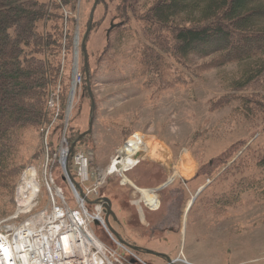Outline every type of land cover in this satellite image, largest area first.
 <instances>
[{"label": "rangeland", "instance_id": "rangeland-1", "mask_svg": "<svg viewBox=\"0 0 264 264\" xmlns=\"http://www.w3.org/2000/svg\"><path fill=\"white\" fill-rule=\"evenodd\" d=\"M153 1L101 0L96 5L93 30L86 43L91 71L90 94L82 80L84 72L80 44L95 0H78L75 12H68L69 8L63 11L76 21L75 24L69 22L64 27V33H69L72 29L73 45L70 50L62 49L58 56L64 83L51 89L47 97V108L54 117L58 115L61 109L60 88L66 86L64 118H54L51 125L43 128L44 130L29 128L18 134L17 149L10 165L23 166L24 170L19 176L6 179L7 188H0V224L8 222L18 226L25 221L41 222L43 216L46 218L52 212L51 197L54 196L55 201L59 202L56 197L58 189L63 191L68 205L77 208L60 164L63 140L66 139L69 148L71 138L86 132L93 121L91 134L79 147L76 146L74 154L75 156L79 150L91 154L93 159L89 162L88 171L93 174V178L98 174L104 177L105 169L113 158L119 156L118 152L133 147L140 149L137 153L139 161L148 155L157 158L159 150L161 160L169 158L173 162V171H180V162L184 163L183 167H193L189 178L177 177L172 186L161 193L157 192L156 195L147 192L156 186L138 187L147 190L139 194L127 187L125 190L131 193L128 197H125L124 193L115 195L111 203L121 207L126 215L132 213L129 201L134 205L142 202L143 205L140 204L143 208L146 206L144 201L152 204L158 196L157 198L166 205L169 198L172 201L177 198V194L185 192L188 204L198 190L204 188L196 196L187 213L185 226L179 228L176 242L130 240L131 244L127 242L128 244H136L135 247L139 245L141 249L165 254L171 260L180 259L187 262L176 264H264V171L257 167L255 162L257 155L264 151V114L245 117L239 99L218 109H212L211 105L213 101L232 93L234 83L247 70L250 61L211 68L200 72L199 77L193 81L173 85L171 82L175 72L179 73L175 65L166 74L170 86L164 85L161 88L157 85H146L140 58L147 43L140 34L143 25L136 19V14L143 13ZM112 24L121 25L114 28ZM54 26L56 25L53 22L41 23L39 31L54 33ZM76 27L79 30L77 59ZM63 40L65 42V39ZM203 61H209V58L191 57L189 64L198 65ZM168 62L172 60L169 59ZM75 71L80 75V81H77L76 85L73 83ZM259 91L258 89L254 92ZM252 92L253 90L248 89L237 95L250 96ZM69 96L73 102L65 127ZM91 102L95 109L93 114ZM153 141H159L160 144L153 146ZM247 147H250V150L241 158ZM227 157L228 161L220 165L211 176L197 179L202 166ZM136 169L137 167L129 169L125 173L126 177H135L138 174ZM227 169L228 174H223ZM69 171L76 181L74 160ZM173 171L171 175L174 174ZM148 173L142 174V181H151ZM118 174L106 177L100 190L101 197L96 201L108 199L110 194L107 192L112 183L118 185L121 181ZM180 174L183 176L185 173L180 171ZM26 175L33 177L27 187L24 186ZM110 178L114 179L108 182L107 179ZM181 180L185 183L180 182ZM172 190L177 191L170 195ZM223 193H233L234 197L231 199L234 203L231 207L219 211L220 208H215L210 202ZM21 201L23 204L29 202L30 209H20ZM86 208L91 214L95 212L94 205L89 204ZM146 216L148 218V215ZM135 222L134 217L129 220L130 227L126 230L130 234L140 228L134 226ZM109 225L114 232L127 239L123 232L125 228L117 220L110 218ZM91 228L103 244L118 250L120 256L127 257L126 252L110 240L101 225L91 222ZM149 229L152 227L149 226ZM138 254L142 263L137 264H166L162 257L156 259L146 254Z\"/></svg>", "mask_w": 264, "mask_h": 264}, {"label": "trees", "instance_id": "trees-1", "mask_svg": "<svg viewBox=\"0 0 264 264\" xmlns=\"http://www.w3.org/2000/svg\"><path fill=\"white\" fill-rule=\"evenodd\" d=\"M77 4L78 0H0V188H7L6 179L19 176L24 170L23 166L10 165L20 131L45 129L54 118H64L66 86L60 88L61 109L56 117L47 108V97L51 89L64 83L58 56L62 49L72 47V29L64 33V27L76 21L63 11L69 8L68 12H75ZM136 19L143 25L140 34L147 43L140 58L146 85L170 86L166 74L175 65L179 73L175 72L173 85L193 81L200 72L211 68L250 61L247 70L234 83L232 93L213 101L212 109L239 99L245 117L264 114V0H154L143 13L136 14ZM47 22L55 23L56 32L39 31V24ZM89 25L90 18L84 34ZM93 25L92 20L85 49ZM119 25L112 24V27ZM80 50L82 80L88 89L91 71L88 65L87 80L81 44ZM191 57L209 58V61L191 65ZM169 59L172 62H168ZM248 89L253 90L250 96L237 95ZM258 89L260 91L255 93ZM90 108L93 114L92 102ZM78 136L71 138V144ZM87 137L79 139L76 146L79 147ZM76 148L69 156V170ZM249 150L247 147L240 157ZM228 159L208 162L201 167L197 179L211 176ZM255 162L264 171V151L257 155ZM226 173L228 169L223 172ZM232 197L233 193H223L210 203L223 211L233 205Z\"/></svg>", "mask_w": 264, "mask_h": 264}, {"label": "built area", "instance_id": "built-area-1", "mask_svg": "<svg viewBox=\"0 0 264 264\" xmlns=\"http://www.w3.org/2000/svg\"><path fill=\"white\" fill-rule=\"evenodd\" d=\"M75 80L80 75L75 73ZM117 157V156H116ZM90 153L79 150L74 156L75 190L71 193L77 208L68 205L63 191L57 190L55 201L51 197L52 212L39 223L34 221L16 226L3 222L0 224V264H137L142 263L139 252L120 243L104 223L105 199L100 190L104 180L98 174L88 171L92 161ZM87 164V171L82 170V163ZM51 184L53 180L50 178ZM94 205L95 212H88L87 205ZM21 210H19V214ZM80 218V220H79ZM91 222L101 225L110 240L126 252L127 257L120 256L118 250L103 244L94 234ZM41 223V224H40ZM64 242L69 246L64 249ZM95 257V258H94ZM98 262H97V261Z\"/></svg>", "mask_w": 264, "mask_h": 264}, {"label": "crops", "instance_id": "crops-1", "mask_svg": "<svg viewBox=\"0 0 264 264\" xmlns=\"http://www.w3.org/2000/svg\"><path fill=\"white\" fill-rule=\"evenodd\" d=\"M146 143H148V142H146ZM151 144L153 146H155L156 144H160V142L159 141H153V143H151ZM158 151H157V156H158L157 158H152L148 155V157L141 158L140 159L141 161H139V157H138L137 163H134V165H129L130 168L127 167L124 171L126 173L129 169L132 170L135 167H137L136 170H138L137 173L140 174L139 176L137 174V175H135V177H133V178L131 177L129 179L127 177L122 178V176L120 174H118L120 179H121V181H120L121 185L118 186L114 182V183H112L111 187L109 188V190L107 192V194H110L108 196V199H110L111 202L113 201V198L115 197V195H117L119 193H124L125 197L127 195H130L131 193L127 192V190H125V188H127V187H130V189L134 190L135 194H139V193H142L141 191H147V190H141L138 187H145V188L155 187V186L160 187L164 183H166L168 180L172 179L170 184L168 186H166L164 189H162V190H165V189H167V187H170V185L172 186V184L175 183V179L177 177H181V179H182L185 177L189 178L192 175L193 167H188V168L183 167L182 165L184 163L180 162L179 169H180L181 173H183V172L185 173L183 176H180L181 175L180 171H178V172L173 171L174 170L173 162H171V160H169V158H167V160H165V161L161 160L160 158H162V157H160V154ZM172 171L174 172L173 175H171ZM145 172H149L148 174H149V178L151 181H149V179L147 180V182L142 181V179H141L142 174L144 175ZM115 174H117V173H115ZM109 175H112V174H108V175L106 174V175H104V177H102L104 182L106 181V177ZM113 179L114 178H112V179L110 178V179H107V181L110 182V181H113ZM180 182H184V181L181 180ZM128 183H131L132 185H130ZM162 190L160 191V193L162 192ZM172 191L173 192L170 195H173V193H175V191H177V190H172ZM149 192H151V191L149 190ZM154 194L156 195L157 193H154ZM177 195H178L177 198H174L172 201L169 198L168 202H166V205H164V202L160 201L157 198L158 196H156V200L152 204L146 203L144 201V203H145L144 205H146V206H144L143 208L141 206V204L143 205L142 202H140L141 204L137 202V204L134 205L133 202L129 201V203L131 204V205L129 204L130 208H131L130 211L132 213L131 214L127 213V215L124 212H122V209H120L121 207L112 203V210L115 213V217H116L115 220H117L120 223V225H122L125 228L123 230V232H124L127 239L123 238L122 235L117 233L119 235V237L121 239L125 240L126 242L130 243V244H131L130 240L135 241V242L143 241V242H152V243L153 242L164 243V242H172V241L176 242L178 240L176 238V236L178 237L177 232H178L180 227L185 226V220H186L187 213L191 209L190 208L188 210L190 202L187 204L185 192L179 193ZM146 215H148V218ZM133 217L136 220L135 224L133 223L134 226H138L140 228L137 227L138 228V229H136L137 231L136 232L133 231V233L130 234L126 229H127V227H130V224H128V223H129V220ZM149 222L151 224H149ZM149 226L152 227L151 230L149 229ZM141 229H143V230H141ZM129 236L131 239H129ZM170 236H173L174 238H169ZM152 238H154V239H152ZM133 246H136V244ZM137 247L142 248L139 245H137ZM159 254H162V253H159ZM162 255H165V254H162ZM148 256H150L152 258H156V259L161 258V257L151 256V255H148ZM162 259H164V258H162ZM165 263H167L166 260H165Z\"/></svg>", "mask_w": 264, "mask_h": 264}, {"label": "water", "instance_id": "water-1", "mask_svg": "<svg viewBox=\"0 0 264 264\" xmlns=\"http://www.w3.org/2000/svg\"><path fill=\"white\" fill-rule=\"evenodd\" d=\"M98 3V0H95V4H94V7H93V10L91 12V15H90V25H91V22L93 20V13H94V10H95V7ZM90 25L86 31V33L84 34V40H82L81 42V45H82V49H83V54H84V69H85V74L87 76V80L88 79V62H87V52H86V49H85V38L87 37V34L88 32L90 31ZM78 41H79V30H78V27H76V30H75V52H78L77 50V45H78ZM72 91V89H71ZM88 93L90 94V89L88 88ZM71 94V92H70ZM70 97L69 96V99H68V107H67V111H66V117H65V127L67 126L68 124V118H69V113H70V110H71V103H70ZM90 98L92 99V97L90 96ZM93 104V102H92ZM92 124H93V121L90 122L89 124V129L80 134L77 138V140L75 142H73L71 144V146L68 148V144H67V141L66 139L64 138L63 140V143L66 145V153L64 155V157H62V152H61V157H60V164H61V167L63 169V172H64V176H65V179L66 181L69 183V185L72 186V188L75 190V182H74V179L69 171V168H68V163H69V156H70V153L75 149L76 147V144H77V141L79 139H81L82 137L84 136H87V135H90L91 132H92ZM125 172L122 171L121 172V176L122 178L125 177ZM128 180V179H127ZM172 181V179L168 180L166 183H164L162 186L160 187H157L155 189H151L150 191L153 192V193H157L159 191H161L162 189H164L166 186H168L170 184V182ZM130 185H132L131 183H128ZM121 185V182L118 184V186ZM204 188H201L198 190L197 194L195 195L194 198H192L191 200V203L188 207V210L191 208L192 204L194 203V200L196 198V196H198V194L203 190ZM106 203L104 204V223L105 225L107 226L108 230L114 235V237L120 242L122 243L123 245H126L127 247L131 248L132 250L136 251V252H139V253H142V254H146V255H151V256H157V257H162L166 260V264H176L178 262V259L177 260H171L169 259L167 256L165 255H162V254H158V253H155V252H152V251H149V250H145V249H141V248H138V247H135V246H132L130 244H128L127 242H124L120 237L119 235L114 232L110 225H109V219L112 218V219H116L115 217V213L113 212L112 210V203L109 199L107 198H104ZM187 210V211H188Z\"/></svg>", "mask_w": 264, "mask_h": 264}, {"label": "bare ground", "instance_id": "bare-ground-1", "mask_svg": "<svg viewBox=\"0 0 264 264\" xmlns=\"http://www.w3.org/2000/svg\"><path fill=\"white\" fill-rule=\"evenodd\" d=\"M77 53L78 52H75V57L77 59ZM75 62V60H74ZM78 62V61H77ZM76 73V71L74 72ZM75 85L77 83L76 80H74L73 82ZM74 86V85H73ZM75 89H76V86H75ZM71 95V94H70ZM74 95H75V90H74ZM73 98V97H72ZM72 102L71 101V98H70V105L72 106ZM134 138V137H133ZM142 141V140H141ZM141 143V142H140ZM127 144V143H126ZM138 151H140V149L138 147H133L132 149H129V150H120L119 152V156L117 155V157H115V159H113L111 161V163L109 164V166L107 167L105 173L106 174H115V173H119L121 174L122 171H125V169L127 167H129V165H134V163H136V160L138 159L139 155L137 154ZM66 153V145L63 143V146H62V157H64ZM122 156V158H121ZM121 158V159H120ZM130 168V167H129ZM82 170L84 172L87 171V164L85 162L82 163ZM127 171V170H126ZM33 174V173H32ZM33 179V177L31 175H26L25 176V179H24V186L27 187V185L30 183V181ZM148 193H150L149 191H147ZM21 204L22 201H21ZM20 204V209H24L25 211L29 210L30 208L28 207L29 206V202L21 205ZM29 208V209H28ZM80 220V218H79ZM124 241V240H123ZM64 244V249L67 251L69 246L66 242L63 243ZM95 258V257H94ZM97 261V260H96ZM98 262V261H97ZM178 262H184V261H181L180 259H178ZM184 263H187V262H184ZM88 264V263H87Z\"/></svg>", "mask_w": 264, "mask_h": 264}]
</instances>
